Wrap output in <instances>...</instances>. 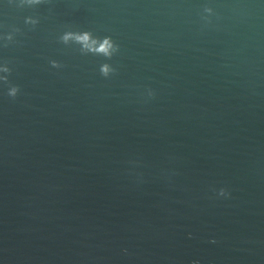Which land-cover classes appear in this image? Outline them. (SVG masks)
I'll list each match as a JSON object with an SVG mask.
<instances>
[{
	"label": "water",
	"instance_id": "1",
	"mask_svg": "<svg viewBox=\"0 0 264 264\" xmlns=\"http://www.w3.org/2000/svg\"><path fill=\"white\" fill-rule=\"evenodd\" d=\"M12 27L0 264H264V0H0ZM67 30L120 52L82 55Z\"/></svg>",
	"mask_w": 264,
	"mask_h": 264
},
{
	"label": "clouds",
	"instance_id": "2",
	"mask_svg": "<svg viewBox=\"0 0 264 264\" xmlns=\"http://www.w3.org/2000/svg\"><path fill=\"white\" fill-rule=\"evenodd\" d=\"M9 6H14L16 8H35L44 3H49L50 0H7ZM203 13L206 15L202 16V19L206 22H210V17L215 15L214 9L212 7L205 6L203 8ZM26 25H31L32 28H35L39 23V17L28 16L25 17L24 20ZM21 29L17 27H12L11 31L6 33L3 36H0V40L4 41L3 46L8 47L9 44H15L17 41L14 39L15 34L19 33ZM59 42L63 45H78L79 52L82 55H96L102 56L106 60H111L115 55L120 52L119 44L112 39L111 36L99 37L95 36L91 31H73L67 30L64 31L58 38ZM51 67L60 69L63 65L57 60L49 61ZM12 69L8 66V62L5 61L2 65H0V73L4 75H0V81H3L4 84L8 85L7 88V96L15 99L20 93V87L15 84H11L9 81V75H11ZM100 74L104 78H110L114 74H116L117 69L113 67L110 63H102L99 68ZM149 96H154L155 93L151 90H148ZM219 196L227 197L230 195L226 191V189L221 188L218 193ZM196 264V262H193Z\"/></svg>",
	"mask_w": 264,
	"mask_h": 264
}]
</instances>
